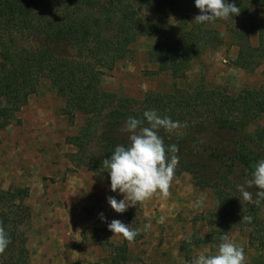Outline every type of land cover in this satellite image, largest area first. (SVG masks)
Instances as JSON below:
<instances>
[{
    "label": "trees",
    "instance_id": "1",
    "mask_svg": "<svg viewBox=\"0 0 264 264\" xmlns=\"http://www.w3.org/2000/svg\"><path fill=\"white\" fill-rule=\"evenodd\" d=\"M194 1L0 0V102L4 101L0 103V132L36 93L41 81L47 80L66 101L71 120L78 113L87 117L79 133L66 139L75 148L70 162L110 179L103 160L111 157L117 145L128 144V134L122 131L127 118L145 120V111L156 110L161 117L183 125L172 133L161 129L159 134L166 146L176 144L179 148L175 174L191 173L197 186L214 189L221 209L219 227L224 232L257 227L259 206H238L237 198L229 194V181L236 184L229 174L236 165L244 166L251 174L263 158L251 146L255 143L261 147L262 136L247 138L239 134L264 113V89L245 90L233 97L226 88L199 85L193 90L149 94L141 103L101 90L104 71L114 69L137 38L144 35L156 39L150 56L160 68L175 78L183 77L204 49L219 39L217 29L186 20L185 14ZM233 2L240 13H248L255 2L264 7V0H230ZM143 9L180 19L175 26L169 21H152ZM259 27L264 31V23L251 21L232 30L241 68L255 69L259 64L253 60L258 49L249 41L250 34ZM210 129L230 133L231 150L215 139L202 141L201 134ZM215 175L216 181L212 182L210 176ZM28 197V189L0 190V223L11 238L0 255V264H26L23 230L31 219ZM243 216H251L252 222L242 221ZM127 243L124 240L122 252L127 250Z\"/></svg>",
    "mask_w": 264,
    "mask_h": 264
},
{
    "label": "rangeland",
    "instance_id": "2",
    "mask_svg": "<svg viewBox=\"0 0 264 264\" xmlns=\"http://www.w3.org/2000/svg\"><path fill=\"white\" fill-rule=\"evenodd\" d=\"M226 2L230 3V0ZM192 5L185 14L189 22L199 14L195 1ZM143 12L152 21H169L173 26L180 19L179 16L158 15L146 9ZM251 21L260 25L264 23V7L258 2L250 4L248 13L241 12L226 21L206 23L210 30L217 29L219 39L204 49L181 78H175L169 71L162 70L151 58L155 37L140 36L131 45L125 59L117 62L114 69L104 71L101 90L118 98L141 103L149 94L165 95L174 89L193 90L199 85L226 88L233 97L245 90L264 89L263 28H257L249 36L251 47L258 49L253 60L259 64L255 69L237 65L239 46L233 39L232 30L244 27ZM1 64L0 56V67ZM3 102H0L1 105ZM86 121L87 117L80 113L71 120L64 98L57 94L49 81H41L36 93L0 132V190L28 189L30 193L29 183L37 178L34 176L48 183L64 181L69 175L97 176L87 168H76L70 162L75 148L68 145L66 139L77 135ZM239 135L247 138L261 135V147L255 143L251 146L264 159V113ZM201 138L202 141L206 138L215 139L229 147L233 136L210 129L201 134ZM249 173V169L236 165L229 174V179L236 183L232 185V181H229V194L237 198V204L242 209L248 208V202L242 201L237 185L251 178L252 173ZM99 178L111 186L110 179ZM210 180L216 181V175L210 176ZM247 190L254 195L258 191L255 186ZM170 193L166 199L154 196L143 204L117 214L124 224L135 229H143L145 224L151 223L150 230L141 231L133 243H127L125 252L121 250L125 239L112 241L108 227H100V239L94 251L97 261L88 264H191L201 252L216 254L221 243L220 237L224 233H228L237 246L243 247L246 264H264V201L256 216L257 227L231 228L224 232L219 227L221 209L214 189L197 186L192 174L183 172L180 175L174 174ZM31 225L30 219L23 230L28 251L26 264H30L27 242ZM251 234H254L253 237Z\"/></svg>",
    "mask_w": 264,
    "mask_h": 264
},
{
    "label": "clouds",
    "instance_id": "3",
    "mask_svg": "<svg viewBox=\"0 0 264 264\" xmlns=\"http://www.w3.org/2000/svg\"><path fill=\"white\" fill-rule=\"evenodd\" d=\"M195 6L199 14L194 17V21L199 24L226 21L240 13L234 2L228 3L226 0H195ZM143 116L147 126H144L145 120L131 116L127 118L122 131L128 134V144L117 145L111 157L103 160V169L110 175L111 191H118L124 196L119 201L113 196L107 197V200L111 208L121 214L129 207L143 204L154 196L168 198L175 169L179 164L178 146H166L159 132L163 129L172 133L183 125L170 117H161L156 110H147ZM253 186L258 189L255 200L247 190ZM237 189L242 201L260 206L264 201V159L254 165L252 177L246 179L244 184L237 185ZM100 217L107 222L103 213ZM252 219L251 216H243L242 221L251 223ZM107 226L114 236L125 239L129 244L135 241L141 231L151 229V223L145 224L143 229H135L118 219H113ZM220 240L216 254L201 252L191 264H246L243 247L232 242L228 233L222 234ZM10 243L11 238L0 223V255L5 253Z\"/></svg>",
    "mask_w": 264,
    "mask_h": 264
},
{
    "label": "crops",
    "instance_id": "4",
    "mask_svg": "<svg viewBox=\"0 0 264 264\" xmlns=\"http://www.w3.org/2000/svg\"><path fill=\"white\" fill-rule=\"evenodd\" d=\"M34 177L27 200L32 222L27 242L30 264L96 262L99 228L113 219L122 221L107 197L119 201L124 196L112 192L98 176L69 175L56 183ZM101 213L107 222L101 219ZM109 236L112 241L122 240L111 231Z\"/></svg>",
    "mask_w": 264,
    "mask_h": 264
}]
</instances>
